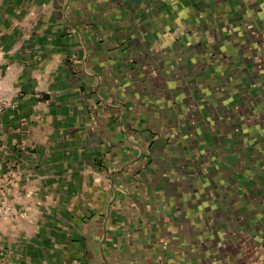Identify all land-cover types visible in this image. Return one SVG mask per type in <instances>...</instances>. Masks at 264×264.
Returning a JSON list of instances; mask_svg holds the SVG:
<instances>
[{"label": "crops", "instance_id": "1", "mask_svg": "<svg viewBox=\"0 0 264 264\" xmlns=\"http://www.w3.org/2000/svg\"><path fill=\"white\" fill-rule=\"evenodd\" d=\"M0 104V264L264 245V0H0Z\"/></svg>", "mask_w": 264, "mask_h": 264}, {"label": "rangeland", "instance_id": "2", "mask_svg": "<svg viewBox=\"0 0 264 264\" xmlns=\"http://www.w3.org/2000/svg\"><path fill=\"white\" fill-rule=\"evenodd\" d=\"M212 15L206 16L205 19H209L211 18ZM196 22L195 23H191L190 26H186L185 24L182 26L180 25V23H176V27H178V31H180V29L182 27H184L185 32L188 33L187 35H185L184 37H187L188 40H190V42L194 45H197L198 47L204 48L205 51H207L208 53L206 55L210 56L211 54L209 53V46L212 43V37L210 34L209 30H205L204 28H201L199 26V23L197 21H202V16L199 18L197 17L196 19H194ZM176 30V29H175ZM191 126V124L188 125H184L183 127L185 128H189ZM154 137V136H153ZM244 166V164H243ZM247 166V164H246ZM244 193L248 194V190L245 189ZM243 252H245V254H251V258L254 257V260L256 259V257L258 255H260L261 253L258 252V249H255V251L253 252L252 250L254 249L253 246H251L249 243H246V246H244ZM264 252V251H263ZM245 262L244 264H249V259L244 258Z\"/></svg>", "mask_w": 264, "mask_h": 264}, {"label": "flooded vegetation", "instance_id": "3", "mask_svg": "<svg viewBox=\"0 0 264 264\" xmlns=\"http://www.w3.org/2000/svg\"><path fill=\"white\" fill-rule=\"evenodd\" d=\"M247 243H249L251 246L254 247V249L252 250L253 252L255 251V249H258L257 250L258 252L264 251V245L263 244H260L258 242H252L250 240ZM249 264H264V255H258L255 260H254V257L251 258L249 261Z\"/></svg>", "mask_w": 264, "mask_h": 264}, {"label": "built area", "instance_id": "4", "mask_svg": "<svg viewBox=\"0 0 264 264\" xmlns=\"http://www.w3.org/2000/svg\"><path fill=\"white\" fill-rule=\"evenodd\" d=\"M2 110H3V106H2V104H0V113L2 112ZM7 211H8V209H6L5 206L2 205V208L0 210V213L2 212V214L4 216H8Z\"/></svg>", "mask_w": 264, "mask_h": 264}]
</instances>
